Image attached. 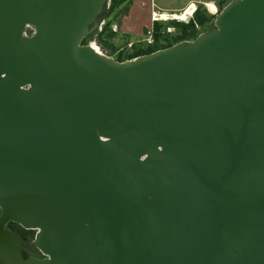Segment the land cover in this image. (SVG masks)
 I'll return each instance as SVG.
<instances>
[{
    "label": "water",
    "instance_id": "water-1",
    "mask_svg": "<svg viewBox=\"0 0 264 264\" xmlns=\"http://www.w3.org/2000/svg\"><path fill=\"white\" fill-rule=\"evenodd\" d=\"M109 1L0 0L1 262L264 264V0L125 61Z\"/></svg>",
    "mask_w": 264,
    "mask_h": 264
},
{
    "label": "rangeland",
    "instance_id": "rangeland-1",
    "mask_svg": "<svg viewBox=\"0 0 264 264\" xmlns=\"http://www.w3.org/2000/svg\"><path fill=\"white\" fill-rule=\"evenodd\" d=\"M191 1H194L202 9L209 12V10L203 4V2L209 0H129L119 9L102 20L100 31L94 36V40L96 41L95 37L103 33V29L106 24L111 21V30L113 33L109 31V33H111L110 35L105 34L103 36V40L109 45V47H105L104 49L97 41V43L94 42V44H96L106 55H109L113 52V55L109 56H113L116 59L120 54L126 55L128 53H133L136 50V46L146 47V42L149 43L148 39H150L151 42L154 41L155 24L151 21L153 10L179 12L183 10L184 7H186ZM211 1L214 3L217 2L218 4L220 0ZM228 1L229 0H227V3ZM227 3H225L224 6ZM111 4L112 0L109 1L105 12L110 9ZM214 20L209 24V26L198 28V34L193 35L192 38L190 37L188 40H193L197 38L200 33L212 29L214 26ZM159 23L162 25L160 29L161 31L172 34H181V30L177 27H174L171 21H159ZM149 31H152V35L149 33Z\"/></svg>",
    "mask_w": 264,
    "mask_h": 264
},
{
    "label": "trees",
    "instance_id": "trees-1",
    "mask_svg": "<svg viewBox=\"0 0 264 264\" xmlns=\"http://www.w3.org/2000/svg\"><path fill=\"white\" fill-rule=\"evenodd\" d=\"M129 0H112V4L110 9L105 12L103 18L108 17L111 13L119 9L123 4L127 3ZM227 3V0H220L218 2V7L220 10L223 8L224 4ZM215 16L210 14L207 10L202 9L200 6L195 12L192 19L186 23L181 21H171L174 27H177L181 30V34H172L161 31L162 25L159 21L154 22V43H147L146 47L136 46V50L133 53H128L126 55L120 54L117 56L119 61H125L128 59L135 58L140 55L149 54L159 49H163L169 47L177 42L182 40H188L193 35L198 34V28L209 26V24L214 20ZM103 33L97 35L95 37L96 41L105 49V47H109V45L103 40V36L105 34L113 33L111 30V21H109L103 29ZM111 31V33H109ZM107 44V45H106ZM113 53V52H112ZM109 55H113V54Z\"/></svg>",
    "mask_w": 264,
    "mask_h": 264
},
{
    "label": "flooded vegetation",
    "instance_id": "flooded-vegetation-1",
    "mask_svg": "<svg viewBox=\"0 0 264 264\" xmlns=\"http://www.w3.org/2000/svg\"><path fill=\"white\" fill-rule=\"evenodd\" d=\"M204 3L205 2H203V4ZM215 4H217V2H215ZM0 213H1V210H0ZM9 228L13 230L17 239L19 240L21 254L27 262L31 258L42 259L45 257L42 251L34 244V239L36 237L38 229L24 228L20 226L18 223H14V222L10 223ZM0 264H3L1 260H0Z\"/></svg>",
    "mask_w": 264,
    "mask_h": 264
},
{
    "label": "bare ground",
    "instance_id": "bare-ground-1",
    "mask_svg": "<svg viewBox=\"0 0 264 264\" xmlns=\"http://www.w3.org/2000/svg\"><path fill=\"white\" fill-rule=\"evenodd\" d=\"M204 4L210 13H216L217 11H219V8L217 7V5L211 0L205 1ZM198 7L199 6L197 5V3H195L194 1H191L183 10H181L179 12H177V11L176 12H169L167 10H161V11L153 10L152 16L154 17L155 20H158V21L189 22L191 20V18L194 16ZM93 45L96 49L101 51L100 48L96 44L93 43Z\"/></svg>",
    "mask_w": 264,
    "mask_h": 264
},
{
    "label": "built area",
    "instance_id": "built-area-1",
    "mask_svg": "<svg viewBox=\"0 0 264 264\" xmlns=\"http://www.w3.org/2000/svg\"><path fill=\"white\" fill-rule=\"evenodd\" d=\"M218 8H219V7H218ZM220 11H221V10H220V8H219V11H217L216 13H211V14L214 15V16H216V15H218V14L220 13ZM191 19H192V18H191ZM151 21L154 23V22H156V21H158V20H155L154 17L151 16ZM151 32H152V31H151ZM151 32L149 31L150 34H151ZM151 35H152V34H151ZM148 42H149V43H153L154 41L151 42L150 39H148Z\"/></svg>",
    "mask_w": 264,
    "mask_h": 264
},
{
    "label": "crops",
    "instance_id": "crops-1",
    "mask_svg": "<svg viewBox=\"0 0 264 264\" xmlns=\"http://www.w3.org/2000/svg\"><path fill=\"white\" fill-rule=\"evenodd\" d=\"M188 5V4H187ZM185 8V7H184Z\"/></svg>",
    "mask_w": 264,
    "mask_h": 264
}]
</instances>
